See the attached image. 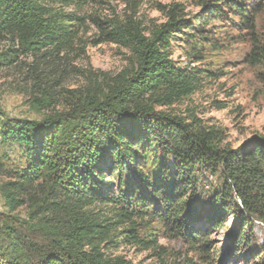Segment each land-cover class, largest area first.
<instances>
[{
	"label": "trees",
	"instance_id": "trees-1",
	"mask_svg": "<svg viewBox=\"0 0 264 264\" xmlns=\"http://www.w3.org/2000/svg\"><path fill=\"white\" fill-rule=\"evenodd\" d=\"M89 1L0 0V41L17 42L21 49L14 52L44 55L43 49L66 43L81 20L58 8ZM251 1L216 0L193 23L175 8L150 36L131 20L115 25L108 39L131 47L132 68L72 92L60 108L48 89L38 90L32 105L52 110L40 120L9 118L0 108L2 143L23 153L17 167L0 159V176L13 178L3 193L11 210L29 194L30 220H37L0 216V264H136L106 249L117 238L157 245L158 233L140 232L152 221L210 258L211 229L227 228V214L237 223L223 264L232 252L261 257L250 250L257 241L254 220L264 224V133L237 147L223 145L218 130L158 109L199 90L203 80L200 68L174 59L171 40L183 35L186 54L199 58L194 45L207 38L200 24L231 12L239 25L254 28L262 1H252L250 10ZM15 56L0 55V69ZM163 258L160 264H173Z\"/></svg>",
	"mask_w": 264,
	"mask_h": 264
},
{
	"label": "rangeland",
	"instance_id": "rangeland-1",
	"mask_svg": "<svg viewBox=\"0 0 264 264\" xmlns=\"http://www.w3.org/2000/svg\"><path fill=\"white\" fill-rule=\"evenodd\" d=\"M215 1L90 0L83 6L58 8L66 14L76 13L81 18L72 27L71 37L59 47L45 48L42 51L46 54L33 56L14 52L21 49L17 42L0 41V55H16L12 65L0 69L1 110L9 118L42 119L52 110L32 105L34 97L41 96L38 90L48 89L57 103L55 105L60 108L73 99L72 92L95 82V85L103 84L121 71L132 68L135 53L131 47L108 39L107 31L115 25L131 20L150 36L170 22V12L175 8L181 9L180 17L193 23L195 17H202L207 6ZM252 1L248 6L250 10ZM260 1L262 5L255 14L254 28L239 25L238 18L231 16V12L225 18L212 17L208 25L200 24L202 34L207 38L194 45L200 53L199 58L186 54L188 46L181 38L183 35L179 34V39L170 42L169 51L174 59L183 66L191 64L200 68L203 80L199 90L158 109L190 121L196 118L205 127L218 130L224 138L223 145L237 147L254 135L264 133V0ZM2 121L0 115V128ZM2 154L8 155L10 160L7 161ZM21 157V149L15 144L2 143L0 136L2 163L17 167ZM11 181L13 178L0 176V216L21 223H36L37 220H30L32 201L29 194L24 205L11 210L3 193V185ZM209 181L215 179L209 176ZM236 223V217L227 214V228L211 229L209 239L212 249L215 248L211 257L215 260L194 251L185 239L168 235L157 221L140 231L141 235L147 231L158 233L157 245L147 249L117 238L108 245L106 252L111 256H124L136 264H160L162 257L173 264H223L232 246L229 234ZM202 225L209 227L206 221ZM27 234H30L29 230ZM253 234L257 241L250 251H261V257L255 254L245 259L232 252L228 264H264V224L261 221L254 220Z\"/></svg>",
	"mask_w": 264,
	"mask_h": 264
}]
</instances>
